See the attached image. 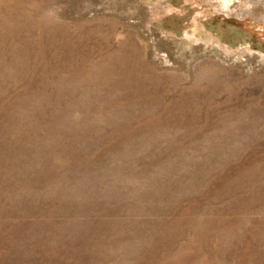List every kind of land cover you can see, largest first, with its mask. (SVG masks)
<instances>
[{"label": "rangeland", "instance_id": "obj_1", "mask_svg": "<svg viewBox=\"0 0 264 264\" xmlns=\"http://www.w3.org/2000/svg\"><path fill=\"white\" fill-rule=\"evenodd\" d=\"M0 264H264V0H0Z\"/></svg>", "mask_w": 264, "mask_h": 264}]
</instances>
